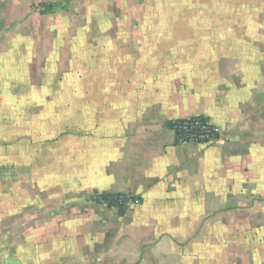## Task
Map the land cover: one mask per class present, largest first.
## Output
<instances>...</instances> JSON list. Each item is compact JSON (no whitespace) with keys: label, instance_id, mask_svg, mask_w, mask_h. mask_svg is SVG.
I'll return each mask as SVG.
<instances>
[{"label":"crops","instance_id":"0c3cea01","mask_svg":"<svg viewBox=\"0 0 264 264\" xmlns=\"http://www.w3.org/2000/svg\"><path fill=\"white\" fill-rule=\"evenodd\" d=\"M0 264H264V0H0Z\"/></svg>","mask_w":264,"mask_h":264},{"label":"built area","instance_id":"2783aa9c","mask_svg":"<svg viewBox=\"0 0 264 264\" xmlns=\"http://www.w3.org/2000/svg\"><path fill=\"white\" fill-rule=\"evenodd\" d=\"M171 130L177 143H207L219 136L218 130L205 117H190L175 120L171 124ZM107 205H125L128 201L126 195L106 196L98 200ZM138 203V201H134Z\"/></svg>","mask_w":264,"mask_h":264},{"label":"trees","instance_id":"16d2710c","mask_svg":"<svg viewBox=\"0 0 264 264\" xmlns=\"http://www.w3.org/2000/svg\"><path fill=\"white\" fill-rule=\"evenodd\" d=\"M47 9H53V8H56L57 5H52V4H47L45 5Z\"/></svg>","mask_w":264,"mask_h":264}]
</instances>
